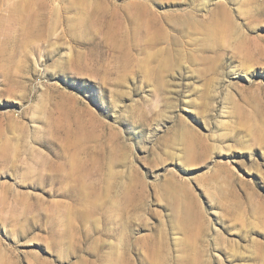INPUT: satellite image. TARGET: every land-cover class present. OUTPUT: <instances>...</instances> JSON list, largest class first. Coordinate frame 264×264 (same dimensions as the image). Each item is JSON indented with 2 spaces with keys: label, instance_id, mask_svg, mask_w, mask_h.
<instances>
[{
  "label": "rangeland",
  "instance_id": "374dc122",
  "mask_svg": "<svg viewBox=\"0 0 264 264\" xmlns=\"http://www.w3.org/2000/svg\"><path fill=\"white\" fill-rule=\"evenodd\" d=\"M0 264H264V0H0Z\"/></svg>",
  "mask_w": 264,
  "mask_h": 264
}]
</instances>
